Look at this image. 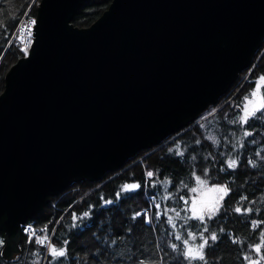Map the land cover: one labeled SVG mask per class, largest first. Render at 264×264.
<instances>
[{"label": "water", "instance_id": "obj_1", "mask_svg": "<svg viewBox=\"0 0 264 264\" xmlns=\"http://www.w3.org/2000/svg\"><path fill=\"white\" fill-rule=\"evenodd\" d=\"M84 0H40L29 52L0 94L2 256L72 181L98 179L188 127L246 69L264 0H111L89 26Z\"/></svg>", "mask_w": 264, "mask_h": 264}, {"label": "trees", "instance_id": "obj_2", "mask_svg": "<svg viewBox=\"0 0 264 264\" xmlns=\"http://www.w3.org/2000/svg\"><path fill=\"white\" fill-rule=\"evenodd\" d=\"M39 1L0 0V94L7 71L24 55L11 37L25 12L36 16ZM110 2L84 0L72 18V24L78 27L91 25ZM262 76L264 38L249 66L240 71L226 92L209 106L210 115L202 120H198V116L188 127L164 138L158 146L137 151L122 166L105 171L98 179L72 181L66 188L50 196L43 208L27 221L38 231L47 226L50 241L57 248L63 245V241H68L67 255L56 261L48 256L47 264H140V261L186 264L171 249V243L181 242L176 241L170 233L180 232L187 238L186 232L191 230L197 234L195 243L199 244V232L203 227L200 221L189 220L184 224L176 219L177 228L173 230L164 215L151 223H145L144 216L133 219V215L143 207L149 208L152 214L156 211L149 204V195L156 197L161 210L167 207L180 211L184 207L180 197L191 196L189 188L196 186L193 173L205 178V169L210 170L209 186L227 183L232 189L221 212L206 221L209 232L216 231L219 236L218 241L210 242L212 246L206 249L209 264H246L242 256L249 252V245L259 242L260 230L264 228V224L255 231L251 227L253 220H264V121L252 120L244 126L232 121L240 113L236 105L249 96ZM260 92L264 94V85ZM245 129L252 131L253 135L244 137ZM170 148L173 151L169 152ZM177 150L184 155H177ZM230 157L240 160L238 168L226 166L224 162ZM249 160L255 161V167L248 164ZM222 166L224 171H220ZM147 171L155 173L152 178L156 181L155 186H152L151 180L145 186ZM165 177L171 180L170 184H161ZM135 182L141 184L140 189L135 192L122 191L123 185ZM184 184L188 187H184ZM117 193H121L120 198H117ZM167 193L172 195L165 200ZM242 196L248 199L241 202ZM109 200L113 203L106 204L105 201ZM250 202L254 203L250 205ZM249 205L253 209L251 213L239 214L233 210L237 206L243 208ZM85 212L89 216L81 219ZM169 215L175 214L170 212ZM184 215L181 211V216ZM221 227L225 229L223 233L219 232ZM230 235L243 243L233 244ZM0 241V264H39L42 248L34 244V240L29 243L28 235H22L19 257L12 260L4 258L1 253L3 232H0ZM261 251L264 253V247ZM254 254L252 257L256 258Z\"/></svg>", "mask_w": 264, "mask_h": 264}, {"label": "snow or ice", "instance_id": "obj_3", "mask_svg": "<svg viewBox=\"0 0 264 264\" xmlns=\"http://www.w3.org/2000/svg\"><path fill=\"white\" fill-rule=\"evenodd\" d=\"M25 16H28V13H24ZM37 24V21L35 19H29V22L27 24L18 25V34L13 33L15 38L20 41H24V33H27L28 40L26 43H24V46L22 48V51L25 54H28L29 52V45L31 44V37L33 35V26ZM9 43H12V41H9ZM261 80H264V77L260 78ZM261 85L257 84V87L254 91H252L249 96H246L244 98V101L241 104L236 105L237 108L240 109V113L238 115V118L236 120H233L232 123H239L241 126L249 124L252 120L257 121H264V94L260 93ZM259 94V95H258ZM253 132L245 129L243 131L244 137L252 136ZM199 143V141H197ZM254 143V141H253ZM241 147H243V144H241ZM173 151V149H169V152ZM176 154L179 156H183L184 153L182 151L177 150ZM257 155L259 156L260 153L257 152ZM194 158V157H193ZM226 166L230 169H236L240 166V160L238 158H229L224 162ZM248 164L255 167V161L249 160ZM209 169L204 170V176L205 178H201L199 175H195L193 173L196 186L189 188V192L194 194L189 197L181 196L180 200L183 201L184 207L177 211L175 208H167L165 207L163 210H161L160 204H156V213L155 217L156 219H160L161 215H164L167 217V223L171 225L172 229L175 230L177 228L176 219H180L183 221L184 224H187L189 220H198L200 221L201 225H203L202 230L199 232V240L200 243L196 244L195 241L197 240V234L194 233L191 230H187L186 236L187 238H184V236L180 232L173 231L170 233L174 237L176 241L181 242L180 244L177 243H171L170 247L171 249L176 252L179 256L183 258L184 261H186V264H194V262H199V264H209L208 261V254L206 252V249L210 248L212 245L210 242L215 243L218 241L219 236L216 231L209 232V227L206 221L212 220L214 217L217 216L218 213L221 212L225 199L230 195L232 189L228 186L227 183L221 184V183H213L211 187H209V178H208V172ZM220 171H224V167L222 166ZM155 173L153 171H147L146 172V180H145V186H147L148 181L151 180L152 186H155L156 181L152 180ZM163 183H171V180H169L167 177H165L164 181H161V184ZM183 184V182L181 181ZM184 187H188V185L184 184ZM141 188V184L139 182L126 184L122 191L123 192H135L138 189ZM211 194L210 196L207 194ZM121 193H117V198H120ZM171 193H167L164 196V199H170ZM153 200L156 199L155 196L152 197ZM247 196H242L240 198L241 202L244 200H247ZM106 204L113 203V201H105ZM251 203L254 202H250ZM248 207H240L237 206L233 210L236 213L239 214H245V213H251L253 211L251 206ZM181 211L185 213L184 216H181ZM257 212H259V209H256ZM172 212L175 215H169V213ZM89 213L85 212L83 213V217H88ZM144 216V222L145 223H151L152 217L148 215V210H145L144 212H136L133 215V219H136L137 217ZM73 219L76 220L77 217L75 214H73ZM264 224V220H253L251 222V227L255 231L257 228L260 227V225ZM76 226V225H74ZM183 227V225H181ZM25 232L29 234L28 242L32 243L33 239L35 240V243L40 246H47L48 249V256L51 257L52 261H56L58 258L65 257L67 255L68 251V241H63V245L59 248L54 246L51 241L50 237L47 234V226H45L40 231L43 233V235H37L36 230L32 228V226H28L24 229ZM225 229L221 227L219 229L220 233H223ZM53 232H55V229H53ZM208 233V235H205ZM232 243H243V241H240L237 237L231 236ZM2 243V241H0ZM182 245V246H181ZM264 247V228H261L260 234H259V242L249 245V252L244 253L242 256V259L246 262V264H261V261H264V253H262L261 249ZM252 253H255V257H252ZM161 260H163V257H161ZM140 264H154L152 261H140Z\"/></svg>", "mask_w": 264, "mask_h": 264}, {"label": "rangeland", "instance_id": "obj_4", "mask_svg": "<svg viewBox=\"0 0 264 264\" xmlns=\"http://www.w3.org/2000/svg\"><path fill=\"white\" fill-rule=\"evenodd\" d=\"M38 5V4H37ZM21 20V19H20ZM31 41H32V39H31ZM29 47H30V45H29ZM24 55H25V53H24ZM262 77H264V76H262ZM261 78V77H260ZM258 79V81H257V84H260L261 86H263L264 85V80H261V79ZM257 84H256V86H255V88H254V90L256 89V87H257ZM261 89V88H260ZM253 90V91H254ZM259 94H261V92L259 93ZM258 94V95H259ZM215 104V103H214ZM210 106V105H209ZM207 107L205 110H203L201 113H199L198 114V116H199V119L198 120H202V119H204L205 117H207L208 115H210L212 112L209 110V108L210 107ZM197 116V117H198ZM196 117V118H197ZM195 118V119H196ZM194 119V120H195ZM182 130V129H181ZM180 130V131H181ZM179 132V131H178ZM128 184V183H127ZM130 184V183H129ZM126 185V184H125ZM125 185H123V187L125 186ZM209 186V185H208ZM209 187H211V186H209ZM192 195H194V194H192ZM207 195H211L210 193L209 194H207ZM148 197V199H149V204H150V206L151 207H153V208H155V205L156 204H160L156 199L155 200H153L152 199V195H149V196H147ZM156 209V208H155ZM145 210H148V215L149 216H151L152 217V221L151 222H154L155 220H156V217H155V213H156V211H153V214L150 212V210H149V208L148 209H146V208H142V210L140 211V212H144ZM36 232H37V235H43V233L41 232V231H38V230H36ZM47 234H48V236L50 237V234L48 233V231H47ZM29 238V237H28ZM34 240V239H33ZM34 244H36L35 243V240H34ZM37 245V244H36ZM37 246H40V245H37ZM41 248H42V253H41V255H40V262H39V264H47V261H48V249H47V246L45 245V246H40ZM255 255V254H254Z\"/></svg>", "mask_w": 264, "mask_h": 264}, {"label": "built area", "instance_id": "obj_5", "mask_svg": "<svg viewBox=\"0 0 264 264\" xmlns=\"http://www.w3.org/2000/svg\"><path fill=\"white\" fill-rule=\"evenodd\" d=\"M28 13V12H27ZM29 19H35V16H31V15H29L28 14V16H25V15H23L22 16V18H21V20H20V22L18 23V25H22V24H27L28 22H29ZM34 27V26H33ZM32 31H33V29H32ZM14 33H17L18 34V27L16 28V30H15V32ZM33 36V35H32ZM24 41L22 42V41H20V40H17L16 38H15V36L14 35H12V37H11V40H13L14 41V43L16 44V45H18V47H19V49H20V51L21 52H23L22 51V48H23V46H24V43H26L27 42V40L29 39L28 38V36H27V33L25 32L24 33ZM31 39H32V37H31ZM24 53V52H23ZM26 55V54H25ZM146 209H148V208H146ZM150 210V209H149ZM28 226H31L28 222H26L25 224H23L22 225V233L24 234V235H28V237H29V234L27 233V232H25L24 231V229L26 228V227H28ZM33 228V227H32Z\"/></svg>", "mask_w": 264, "mask_h": 264}, {"label": "flooded vegetation", "instance_id": "obj_6", "mask_svg": "<svg viewBox=\"0 0 264 264\" xmlns=\"http://www.w3.org/2000/svg\"><path fill=\"white\" fill-rule=\"evenodd\" d=\"M0 232H2V231H0ZM22 235H23V233H22V229H21V237H22ZM2 238V237H1ZM21 251V250H20ZM20 251L19 252H15L14 253V257L13 258H9V260H12V259H14V258H18L19 257V254H20Z\"/></svg>", "mask_w": 264, "mask_h": 264}, {"label": "bare ground", "instance_id": "obj_7", "mask_svg": "<svg viewBox=\"0 0 264 264\" xmlns=\"http://www.w3.org/2000/svg\"><path fill=\"white\" fill-rule=\"evenodd\" d=\"M158 146V145H157Z\"/></svg>", "mask_w": 264, "mask_h": 264}]
</instances>
